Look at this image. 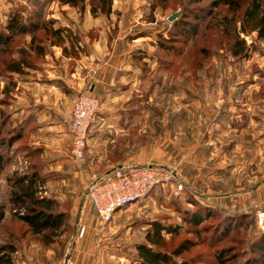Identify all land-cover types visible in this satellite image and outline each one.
Returning <instances> with one entry per match:
<instances>
[{"label":"rangeland","instance_id":"1","mask_svg":"<svg viewBox=\"0 0 264 264\" xmlns=\"http://www.w3.org/2000/svg\"><path fill=\"white\" fill-rule=\"evenodd\" d=\"M216 1L107 0L105 11H101L99 0H84L75 7L63 0H0V33L9 39L0 46V103L10 92L8 74L14 62L23 60L35 67L43 64L47 51L65 50L75 64L80 53L88 63V67L84 64L86 68L105 67L121 64L122 48H128L131 52L126 55V62L138 65L133 74L135 84L129 108L142 116L137 132L130 131L120 139V148L125 153L140 149L141 157L146 154L165 163L152 167L172 170L175 175L172 183L156 187L144 199L116 212L109 224L101 226L87 201L91 182L81 174L84 163L80 170L75 167L81 177H77L74 188H64L61 199L48 198L53 202L51 213L61 217L57 229L24 237L53 241L58 263L63 261L64 248L70 243L69 258L75 259L80 252L86 264H142L139 246L165 253L175 264H252L250 260L254 259L255 264H264V210L263 219L230 228L226 236L218 230L216 233L218 217L211 216L198 227L185 222L198 208L214 204L209 199L200 200L203 194L210 196L214 189L225 197L233 191L227 182L207 187L198 185L195 174L191 173L199 161L212 158L207 146H214L217 140L220 145L216 146L218 153L213 158L226 160V132L215 141L208 130V145H203L204 131L212 116L227 103V98L234 105L235 114H239L238 120L245 112L253 115L254 109L264 113V35L258 36L251 27H245L241 33L244 8L238 12L225 7L213 9ZM107 4L109 13H106ZM260 4L264 15V0ZM174 13L179 16L169 23L167 19ZM13 19L25 29L24 33L7 31ZM181 23L186 24L184 30ZM181 30L184 35L180 34ZM240 41L244 42V51L241 56H234ZM89 51L90 58L86 54ZM23 73L27 75L26 70L20 75ZM249 83L253 86L244 88ZM86 91L87 85L75 100ZM234 138L237 164L242 166L246 163L245 139ZM261 151L264 152V146ZM181 166L192 169L188 171L187 185L180 178L185 171L183 168L180 173ZM24 173L22 162L14 168L6 165L0 172V206L5 213L0 241L10 229L15 233L10 241H14L29 228L17 219L25 212L12 202L16 189L7 181ZM71 191L75 193L71 195ZM38 192L34 198H46ZM53 192L50 186L46 195L50 197ZM220 208L228 209L222 206L217 209ZM218 257L223 262L218 263Z\"/></svg>","mask_w":264,"mask_h":264},{"label":"crops","instance_id":"2","mask_svg":"<svg viewBox=\"0 0 264 264\" xmlns=\"http://www.w3.org/2000/svg\"><path fill=\"white\" fill-rule=\"evenodd\" d=\"M130 52L128 48H122L123 61L119 65L86 68L88 63L80 53V60L75 64L65 50H49L43 64L35 66L34 69H24L27 75L23 73L20 76H11V81L7 83L10 90L8 97L0 103V112L5 117V130L15 138L11 147L5 151L7 167H19L22 162L25 172L33 174L37 190L46 198L61 199L62 190L66 187L72 190L78 183L77 179L81 177L76 173L69 156V124L72 103L85 85L87 91L100 100L101 106L88 132L83 162L85 170L81 174L91 183H96L115 168L165 165L161 164L160 159L155 160L146 154L141 157L140 149L135 152L131 149L125 153L119 145L120 139L126 137L130 131L137 132V123L142 116L135 109L129 108L135 84L133 74L135 68H138L131 61L126 62V55ZM86 54L91 57L90 51ZM82 66L83 70L79 71L78 68L81 69ZM252 86L249 83L244 88ZM226 100L227 103L222 104L220 110L212 116L208 129L204 131L203 140V145H208L206 139L209 131L211 140L215 141L217 137L225 136L226 132V160L213 158L214 153H218L216 146L220 145L217 140L214 146H207L212 158L207 162L199 161L191 173L195 174L198 185L207 187L208 184L227 182L228 187L233 188L231 194H225V197L214 189L210 196L203 194V197H199L200 200L213 201L210 208L218 210L219 206L226 207L227 210L220 208L218 211L232 215L243 214L257 220V213L264 210V152L261 151L264 146V113L254 109L253 115L245 112L243 118L238 120L240 116L233 111L234 105L229 98ZM231 132L234 133L232 137ZM234 136L245 139L246 163L242 166L237 164ZM249 151L251 155H248ZM181 167L180 173L183 168L185 171L180 174V178L187 185L188 171L191 168ZM50 186H53L54 192L49 197L46 193ZM74 193L71 191V195ZM30 233L33 234L31 229L26 228L18 240L14 241H10L15 235L14 231L10 229L5 233L6 237L0 241V257L3 256L0 264H63L65 261L69 264H86V258L80 252L75 259L69 258L70 243L64 248L63 261L58 263L57 255L55 256L52 249L53 241L24 239ZM33 235L32 237H36L40 234ZM59 252L60 250L58 254Z\"/></svg>","mask_w":264,"mask_h":264},{"label":"trees","instance_id":"3","mask_svg":"<svg viewBox=\"0 0 264 264\" xmlns=\"http://www.w3.org/2000/svg\"><path fill=\"white\" fill-rule=\"evenodd\" d=\"M65 4L72 7L82 4L84 0H63ZM100 5H102V10L105 8V2L107 0H99ZM107 12L109 13V4H107ZM225 7L228 11L238 12L241 8H244L242 13V24H241V33L245 32V27H251V31H257L258 36L264 35V15L262 13L260 0H217L212 4V8ZM95 10H93L94 12ZM105 11V10H104ZM184 30L185 23L180 24ZM188 25V24H187ZM173 26H177L176 23ZM183 30L180 31V34L184 35ZM7 31H20L25 32L23 27L18 25V21L13 19L12 22L7 26ZM8 38L0 33V46L8 42ZM161 45V44H160ZM163 47V46H161ZM39 51L42 52L43 48H39ZM244 51V42H237V50L233 52L234 56H241ZM30 64L25 61L14 62L10 66V73L8 76L11 78V75H20L21 71L24 69H34ZM3 103V102H1ZM3 112H0V172L7 165V154L5 151L11 147L15 138L11 133H7L5 130V120ZM10 183V187L16 189L12 193V202L19 205V207L24 210L23 215L17 216V219L22 223L26 224L33 234H41L43 231L55 230L60 223V216H54L50 209L53 205V202L48 198H34L35 193L38 192V186L36 183V178L27 171L22 175L12 177L7 180ZM204 213V214H202ZM220 218V223L216 229L223 236H226V232L230 228H237V226L245 223H251L252 218L250 216H244L243 214H229L226 212H220L210 207L198 208L195 212L190 214L189 220H185L186 223H191L194 226H200L204 220L210 217ZM5 218V213L3 208L0 206V225ZM160 227L155 228V233H159ZM254 244H252L253 246ZM138 255L142 259V264H175L169 256L165 253L154 252L151 248L146 246L137 247ZM219 256V255H218ZM0 260H3V256L0 257ZM217 262H223L222 258H217ZM256 260H250V263L255 264ZM180 264H187L182 262Z\"/></svg>","mask_w":264,"mask_h":264},{"label":"built area","instance_id":"4","mask_svg":"<svg viewBox=\"0 0 264 264\" xmlns=\"http://www.w3.org/2000/svg\"><path fill=\"white\" fill-rule=\"evenodd\" d=\"M99 109L100 100L88 91L78 95L71 109L69 156L79 170L85 160L88 132ZM174 179L172 170L160 167L115 168L88 186L87 201L101 226H105L116 212L144 199L153 189L168 185ZM256 216L263 219L262 212Z\"/></svg>","mask_w":264,"mask_h":264},{"label":"water","instance_id":"5","mask_svg":"<svg viewBox=\"0 0 264 264\" xmlns=\"http://www.w3.org/2000/svg\"><path fill=\"white\" fill-rule=\"evenodd\" d=\"M178 16H179L178 13H174L167 19V21L169 23H172L173 21H175L178 18Z\"/></svg>","mask_w":264,"mask_h":264}]
</instances>
